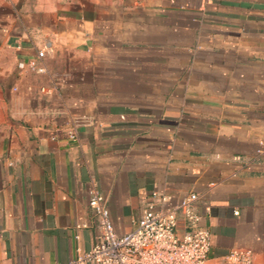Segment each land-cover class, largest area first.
Returning a JSON list of instances; mask_svg holds the SVG:
<instances>
[{
  "label": "crops",
  "instance_id": "0c3cea01",
  "mask_svg": "<svg viewBox=\"0 0 264 264\" xmlns=\"http://www.w3.org/2000/svg\"><path fill=\"white\" fill-rule=\"evenodd\" d=\"M92 184L119 235L194 192L207 264H264V0H0V264L90 249Z\"/></svg>",
  "mask_w": 264,
  "mask_h": 264
},
{
  "label": "built area",
  "instance_id": "2783aa9c",
  "mask_svg": "<svg viewBox=\"0 0 264 264\" xmlns=\"http://www.w3.org/2000/svg\"><path fill=\"white\" fill-rule=\"evenodd\" d=\"M42 56L39 51L38 57ZM26 67L45 71L35 59L18 63V68ZM65 133L76 141L74 126ZM87 195L99 230L91 248L77 250L66 264H207L211 234L202 224L196 193L174 200L166 189L153 188L139 219L121 235L115 230L104 194L92 184ZM179 217L184 221L181 234L177 233ZM222 258L226 264H253L250 249H230Z\"/></svg>",
  "mask_w": 264,
  "mask_h": 264
}]
</instances>
